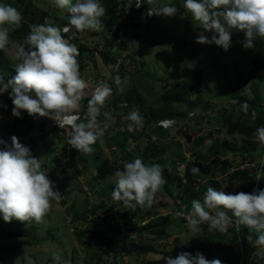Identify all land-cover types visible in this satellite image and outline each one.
I'll return each instance as SVG.
<instances>
[{
  "label": "rangeland",
  "instance_id": "obj_1",
  "mask_svg": "<svg viewBox=\"0 0 264 264\" xmlns=\"http://www.w3.org/2000/svg\"><path fill=\"white\" fill-rule=\"evenodd\" d=\"M21 1L24 0H0V3L19 10ZM25 3L29 13L23 19L30 27L41 24L43 14H46L44 23L61 28L67 24L70 14L54 7L51 0H26ZM100 3L106 9L103 25L107 27L104 20L115 11L120 16L121 26L116 25L111 31L107 27L102 34L91 30L78 32L74 28L67 38L77 47L88 45L97 61L80 71L89 85L79 111L83 119L87 109L85 100L91 99L102 82L111 89L113 73L122 69L128 76L126 84L122 85L123 91L138 92L146 113L156 107L167 90L186 86L183 103L175 108L183 116L178 122L188 126V131L159 132L150 121L142 129L129 132L128 115L120 111L114 117L117 112L109 109L113 102L111 89L101 115L110 110L114 118L98 146L81 155L78 167L72 168V147L69 148L64 136L50 129L52 120L39 115L33 117L24 111L27 120L24 126L14 124V104L5 111L7 104L1 97L0 138L8 142L16 136L34 157L42 159V166L48 170V178L61 198L51 201L50 211L39 222L13 220L8 223L0 214V264H167L164 258L172 253H175L173 258L182 252L195 255L205 239L217 241L239 253V264H264V258L257 255V251L264 255V249L258 250L255 246V230L237 224L234 217L223 233L209 231L207 224L200 225L202 232L192 233L186 219L191 211V205H187L189 198L202 201L208 186H219L218 191L228 194L264 189V178L256 180V173L264 172V143L259 141L256 131L246 128L245 120L249 115L243 110V104L249 106L252 101L264 106V40L257 39L253 48H245L244 32L234 30L227 51L214 43H197L201 32L209 38L212 33L205 31L190 13L185 15L182 1L158 0L154 7L174 5L178 12L172 17L154 15V20L147 22L141 19L142 25H149L139 29L130 28V23L139 20V15L133 13L134 0H100ZM142 7L146 11L151 6L145 0ZM106 36L116 43L109 49L116 63L108 65L101 56ZM17 45L19 42L10 38L5 49H0V58L2 54L8 61L7 78H13L20 62L15 56ZM241 72L251 73V79L245 89L237 91V75ZM7 82L3 79V84ZM208 105L212 108L207 109ZM129 106L131 111L136 108ZM192 108L206 113L197 121L202 125H197L196 129L193 127L197 112ZM139 110L144 116L141 108ZM216 112L224 117L213 122L214 118H219ZM187 114L193 123L187 119ZM144 118L146 124L147 118ZM39 124H44L42 132ZM28 129L29 134L20 133ZM119 134H122L119 141L124 142V151L113 141ZM124 135H130L127 142ZM150 143L162 146L165 153L155 157L148 153L146 157ZM230 144L236 145V152L223 150ZM137 157L147 165H161L163 176L171 177V182L157 192L151 207L126 206L114 200L112 193L107 194L108 185L115 188L111 177ZM193 167L199 168V173L193 174ZM148 226L151 228L141 231ZM180 242L183 243L179 247ZM136 246L150 250L136 252ZM207 254L205 250L203 255Z\"/></svg>",
  "mask_w": 264,
  "mask_h": 264
},
{
  "label": "clouds",
  "instance_id": "obj_2",
  "mask_svg": "<svg viewBox=\"0 0 264 264\" xmlns=\"http://www.w3.org/2000/svg\"><path fill=\"white\" fill-rule=\"evenodd\" d=\"M146 2L151 6L147 11L149 17H172L178 12L174 5L156 8L153 5L158 0ZM51 3L70 14L67 24L62 28L47 22L31 25L30 33L16 46L15 56L20 61L15 68L16 75L6 84L0 77V84H3L0 93L11 89L10 98L14 104L12 112L16 117H21L23 110L33 117L39 115L50 118L61 129L70 128L68 138L65 130H53L67 139L69 148L72 146L78 152L87 154L93 151L92 146L103 137L109 122L114 118L110 111H104V119H99L111 89L105 82L95 88L88 101L85 118L81 120V101L89 85L81 76L77 59L80 56L79 48L67 38L74 28L78 32L102 31V17L106 9L100 0H51ZM144 3L145 0H136L137 8ZM182 7L185 15L190 13L205 31L212 33L209 38L201 32L197 43H214L227 51L231 47L234 30L244 32L245 48H253L257 39L264 40V0H182ZM134 10L139 11L141 16L142 10ZM22 19V13L17 8L0 3V49H5L10 43L9 33L21 27ZM113 79L123 91L122 85L126 84L127 77L122 78L117 74ZM248 107L247 103L243 104L245 113ZM252 118L256 119L255 112ZM127 119L130 121L129 132L144 127L145 118L138 108L129 112ZM167 119L182 121L178 118ZM156 123L153 122L155 128ZM172 130L156 128L159 132ZM256 132L259 141L264 143V127L258 128ZM0 144L6 145V142L0 140ZM163 171L161 165H147L139 157L125 163L123 170L111 177L115 185L112 198L130 207H151L157 192L167 183ZM191 171L196 174L200 170L193 167ZM262 178L264 172H257L256 180ZM60 198V192L54 190L53 182L48 178V170L42 166V159L34 157L28 147L12 136L11 146L0 148V214L4 221L39 222L50 211L51 201ZM233 217L237 224L255 230V246L258 250L264 249V189L228 194L208 187L202 201H192L186 219L192 233L202 232L201 224H207L209 231L223 233L233 223ZM257 255L264 258L259 251ZM164 259L167 264H222L219 259L209 260L200 252L195 255L182 252L176 258L169 256Z\"/></svg>",
  "mask_w": 264,
  "mask_h": 264
},
{
  "label": "trees",
  "instance_id": "obj_3",
  "mask_svg": "<svg viewBox=\"0 0 264 264\" xmlns=\"http://www.w3.org/2000/svg\"><path fill=\"white\" fill-rule=\"evenodd\" d=\"M26 0L21 1L19 4L20 9L18 11H20L22 13L23 18L29 13L28 12V4L25 3ZM133 13H136V15H139L140 12L139 11H135L134 10V5H133ZM46 14L42 15V20L40 21L41 24L44 23ZM120 16L117 15V13L114 11L110 16H108V18L106 17L104 22L105 25L109 28V30L111 31L114 26H118L120 27L121 25H119L120 23ZM154 20V18L152 19ZM151 20V21H152ZM66 21V20H65ZM132 22V21H131ZM149 25V24H148ZM148 25H142L140 23V15H139V20H137L136 22H132L130 23V28L133 29H139V27L142 26H148ZM107 27L104 26L102 31H99L101 34L102 32H106V29H108ZM30 33V24L25 22L24 19H22V23H21V27L15 30H11L10 32V38L12 40L18 41L19 44L23 42V40L25 39V37ZM78 41V40H77ZM76 41V42H77ZM78 43V42H77ZM115 41L112 39H109V36H106L105 38V49L104 51H102L101 56L104 59L105 63L108 65L111 62L116 63V60L114 58V56L111 55V50H109L110 48L114 47L115 45ZM79 51H80V56L77 58L78 62L80 64V71H83L86 66H88V64L93 63V64H97V61L93 58V54L94 51L91 50V48H89L88 45L84 44V45H79L78 46ZM2 59L0 58V77H2L3 79L6 80H10L12 78H7V74L9 73L8 70V61L7 58H5L2 54ZM134 64V63H132ZM124 67V65L122 66ZM119 74L122 78L123 77H127L126 72L123 71L122 69L119 72L113 73V78ZM16 72L14 73L13 78L15 77ZM251 79V73H245V72H241V74L237 75V88L236 90H242L245 89L247 87V84L250 82ZM111 83V89H112V93H113V102L112 104L109 105V109H114V112H117L114 114L115 115H119L118 113L120 111H123L124 114H129V112H131V107L129 105H133L134 107L136 106V108H138L137 106L140 105L142 112L144 113V116L147 118L146 124H144L145 126L148 125V123L150 121H153L154 123L159 122L160 120L167 119V118H178V119H182L183 116L180 115V112L177 110V108H175V105H181L183 103V98L184 95L187 93V88L184 85H178L172 89L167 90L161 97V99L157 102L156 107L152 108L150 112L146 113V106L144 105V101L141 99V96L138 94V92L136 93H129L127 91H120V88L118 86L115 85V80L113 79L112 81H110ZM10 93H11V89L9 88L8 91L6 92H2L0 98L2 97L5 100V103L7 104L6 109L4 108L5 111L9 110V106L13 104L12 99L10 98ZM90 99L85 100V105L86 106L88 104V101ZM236 103L238 102V100H234ZM249 107H248V111L247 114L249 115L248 119H246V128H250L254 131H256L258 128L260 127H264V106H260L257 104L256 101H252L249 103ZM195 104L192 105V107H194ZM105 106V105H104ZM207 109H211L212 107L210 105L206 106ZM138 108V109H140ZM23 111V110H22ZM110 111V110H108ZM111 112V111H110ZM253 112H255L256 114V119L252 118V114ZM146 113V114H145ZM245 114V113H244ZM218 115L219 118H214V121H218L220 118H223V114H217L216 112V116ZM15 123L14 124H20L23 125L26 123V118L24 116V111L21 112V117H16L15 116ZM18 119V120H17ZM103 114L101 115V120H103ZM228 121H230V119H228ZM217 123L215 122V127ZM198 125H202V124H198ZM197 125H194V129H196ZM40 132L43 131L44 129V124H39V128ZM55 132V131H54ZM21 134H29L30 130L28 129V132H25L23 130H21L20 132ZM19 133V134H20ZM131 135V134H130ZM130 135H124V138L126 140V142L128 141V138ZM122 134H119V136H115L113 138V141L115 144H117V146L120 147V149L122 151H124L125 146H124V142H120L119 140L121 139ZM60 140H62V138L60 137ZM99 143V140L92 146V147H97ZM72 147V146H71ZM224 151H233L236 152V145L234 144H230L228 145L226 148H223ZM147 153H146V157L147 154L149 153L150 156L152 155L153 157L157 156V155H161L165 153V148H163L162 146L159 145H155L154 143H150L146 149ZM85 153H80L78 152L75 148H71L70 149V162H71V167L72 168H77L79 165V159L80 156L83 155ZM204 157H202L203 159ZM220 172V170H219ZM167 184H169L171 177H165ZM173 183V182H172ZM210 184V183H209ZM211 185H215V183L211 182ZM109 187H107V194H111L112 191L114 190V186L113 185H108ZM208 187H213L214 189L218 190L219 186H208ZM189 189V188H188ZM206 190V189H205ZM188 191V190H187ZM186 191V192H187ZM194 191V190H193ZM250 193V192H249ZM190 194H194V193H190ZM189 198L188 204L187 205H191L192 199L195 198L193 197ZM66 201H63V204H66ZM73 208V207H72ZM133 210H131L132 212ZM136 212V211H135ZM134 212V213H135ZM127 217H129V213L125 214ZM148 228H151L150 226L148 227H143L141 228V231L144 230H148ZM152 233H154L151 229L149 230ZM157 233V232H156ZM183 242H180V245H182ZM144 250H150L149 248H144L141 246H136V252H140V251H144ZM205 250L207 251V255L205 256L207 259L212 260V259H219L222 264H239V260H240V254L237 253L234 250H231L230 248H227L226 246L222 245L221 243H217V241L214 240H209V239H205L203 242H201L200 248L198 250L195 251V254L197 252L200 253H204ZM217 253V254H216ZM216 254V255H215ZM219 254L221 255L220 258H218ZM170 257H175V253H172L170 255Z\"/></svg>",
  "mask_w": 264,
  "mask_h": 264
},
{
  "label": "built area",
  "instance_id": "obj_4",
  "mask_svg": "<svg viewBox=\"0 0 264 264\" xmlns=\"http://www.w3.org/2000/svg\"><path fill=\"white\" fill-rule=\"evenodd\" d=\"M134 8L137 10V9H140V10H142V13H141V16H140V20L142 19V21L143 22H147V21H149V20H152L153 18H154V15L153 16H147V11L148 10H144L143 11V7L141 6V7H139V8H137V6H136V0L134 1ZM145 20H144V19ZM67 34H69V33H67ZM67 34H65V36L67 35ZM65 38H67V37H65ZM70 42V41H69ZM71 43V42H70ZM73 43V42H72ZM194 110H196V112H197V118H196V120H194V122H196V123H194V125H198L197 124V121H199L200 119H202L203 117H204V114H206V113H204V112H199V110L200 109H198V108H194ZM201 110H203V109H201ZM189 114V113H188ZM188 114H187V119H188ZM79 116L81 117V120L83 119L82 118V116L79 114ZM207 118H209V121H211L210 120V117H208L207 116ZM190 119V118H189ZM188 119V120H189ZM189 121H191L192 123H193V121L192 120H189ZM79 122V121H78ZM188 122V121H187ZM187 125H188V123H186ZM183 123H180V122H178V120H175V119H162V120H160L159 122H157L156 123V128H159V129H163V130H168V131H170V130H172V129H176V130H180V129H182L183 131H188V126H186V125H184ZM156 128H155V130H156ZM50 129H55V130H65L66 131V136H67V138H68V135L70 134V132H71V129L70 128H60L53 120H52V122H51V124H50ZM0 140H2L1 138H0ZM2 141H4V140H2ZM6 142V141H5ZM211 144H214L213 143V141H211ZM0 146H2V147H6V146H11V141H8V142H6V145H4V144H0Z\"/></svg>",
  "mask_w": 264,
  "mask_h": 264
},
{
  "label": "crops",
  "instance_id": "obj_5",
  "mask_svg": "<svg viewBox=\"0 0 264 264\" xmlns=\"http://www.w3.org/2000/svg\"><path fill=\"white\" fill-rule=\"evenodd\" d=\"M173 2H178V1H182V0H171ZM157 16V15H156ZM153 31V30H152ZM161 38H159L158 40H160ZM101 186H104V184H101ZM107 186V185H106Z\"/></svg>",
  "mask_w": 264,
  "mask_h": 264
},
{
  "label": "water",
  "instance_id": "obj_6",
  "mask_svg": "<svg viewBox=\"0 0 264 264\" xmlns=\"http://www.w3.org/2000/svg\"><path fill=\"white\" fill-rule=\"evenodd\" d=\"M137 107L140 108V105H138Z\"/></svg>",
  "mask_w": 264,
  "mask_h": 264
},
{
  "label": "bare ground",
  "instance_id": "obj_7",
  "mask_svg": "<svg viewBox=\"0 0 264 264\" xmlns=\"http://www.w3.org/2000/svg\"><path fill=\"white\" fill-rule=\"evenodd\" d=\"M1 147V146H0Z\"/></svg>",
  "mask_w": 264,
  "mask_h": 264
}]
</instances>
